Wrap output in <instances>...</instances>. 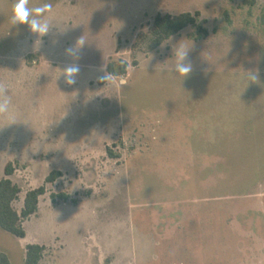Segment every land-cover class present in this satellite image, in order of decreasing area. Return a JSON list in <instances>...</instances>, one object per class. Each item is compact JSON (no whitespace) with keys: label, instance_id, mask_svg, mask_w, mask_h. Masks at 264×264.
<instances>
[{"label":"rangeland","instance_id":"374dc122","mask_svg":"<svg viewBox=\"0 0 264 264\" xmlns=\"http://www.w3.org/2000/svg\"><path fill=\"white\" fill-rule=\"evenodd\" d=\"M14 2L0 0L11 98L0 181L14 163L18 212L29 191L46 194L25 238L0 228V253L11 264H25L33 244L46 249L41 264H264V0H30L53 6L43 37L10 26ZM184 12H200L208 36L189 27L134 55L158 14ZM82 36L68 86L65 50ZM179 42L192 43L181 82L171 72ZM119 60L128 85L101 84L100 70ZM10 117L18 122L5 125ZM53 171L62 177L48 184Z\"/></svg>","mask_w":264,"mask_h":264},{"label":"trees","instance_id":"16d2710c","mask_svg":"<svg viewBox=\"0 0 264 264\" xmlns=\"http://www.w3.org/2000/svg\"><path fill=\"white\" fill-rule=\"evenodd\" d=\"M206 20L201 18V13L184 12L180 14H158L150 29L146 33H140L133 46L134 55L138 53H151L169 41L172 37L179 35L185 29L192 27L197 28L202 32V36L196 37L197 40L208 36V30L204 28ZM123 62V63H122ZM137 66L138 62L135 61ZM129 63L124 60L111 61L107 64L106 71L113 73L116 78L127 74ZM105 84V82H100ZM107 153L111 158H117L110 149ZM16 165L9 163L5 168V177L0 181V228L14 235L17 238L23 239L26 237V232L23 227V222L32 217L39 208L40 198L46 194V188L40 187L31 190L26 194L24 207L21 212L16 211L14 203L19 199L21 188L14 183L12 177L16 173ZM62 173L53 171L46 178L48 184L55 183ZM60 200H68L67 194H52V200L56 203ZM45 247L37 244L29 245L26 248L25 264H41L45 254ZM0 264H11L8 256L0 253Z\"/></svg>","mask_w":264,"mask_h":264},{"label":"clouds","instance_id":"9594fccd","mask_svg":"<svg viewBox=\"0 0 264 264\" xmlns=\"http://www.w3.org/2000/svg\"><path fill=\"white\" fill-rule=\"evenodd\" d=\"M52 7V4L48 2L42 3L39 6L30 7V0H15L9 17V24L10 26L27 25L31 33L43 37L50 32L52 27L50 20L45 19L46 15L52 12ZM86 42L87 41L82 36L73 46H70L65 50V54L69 56L73 62L67 64L60 71L59 77L62 76L64 83L68 86L75 85L77 82L76 78L81 71L78 63L80 59V51ZM191 47L192 43L191 45H185L179 42L173 50L175 62L171 66V72L180 78V82L188 78L193 72V65L188 59ZM100 71L103 72V74L98 77L100 82H105L107 85L108 83L115 81L121 88L128 85V80L123 75L117 80L113 73L107 72L104 69H101ZM243 78L248 81V84L259 83L257 71H248ZM7 92L8 85L0 82V117H8L11 111V98L7 95ZM16 122H18V120L15 117H10L5 125Z\"/></svg>","mask_w":264,"mask_h":264}]
</instances>
